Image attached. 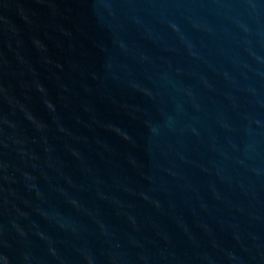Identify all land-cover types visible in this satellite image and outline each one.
Instances as JSON below:
<instances>
[{
	"label": "water",
	"instance_id": "water-1",
	"mask_svg": "<svg viewBox=\"0 0 264 264\" xmlns=\"http://www.w3.org/2000/svg\"><path fill=\"white\" fill-rule=\"evenodd\" d=\"M0 264H264V0H0Z\"/></svg>",
	"mask_w": 264,
	"mask_h": 264
}]
</instances>
